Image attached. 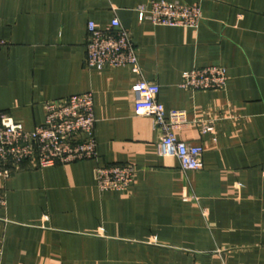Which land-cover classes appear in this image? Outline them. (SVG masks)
I'll return each instance as SVG.
<instances>
[{
    "label": "crops",
    "instance_id": "obj_1",
    "mask_svg": "<svg viewBox=\"0 0 264 264\" xmlns=\"http://www.w3.org/2000/svg\"><path fill=\"white\" fill-rule=\"evenodd\" d=\"M150 1L0 0V116L32 130L46 101L91 92L97 140L95 159L0 179V264H264V0H155L197 4V28L140 20ZM115 17L158 101L186 112L176 136L202 147L201 170L159 155L160 131L134 109L135 74L85 65L87 22ZM211 65L224 89L180 86ZM112 164L136 169L124 192L98 189Z\"/></svg>",
    "mask_w": 264,
    "mask_h": 264
},
{
    "label": "built area",
    "instance_id": "obj_2",
    "mask_svg": "<svg viewBox=\"0 0 264 264\" xmlns=\"http://www.w3.org/2000/svg\"><path fill=\"white\" fill-rule=\"evenodd\" d=\"M140 20L155 26L197 28L202 11L197 4H183L151 0L135 9ZM85 65L88 68L126 67L136 75L132 87L135 112L150 116L153 126L160 131L157 143L159 155L177 158L184 171L203 168V149L179 140L176 131L188 121L183 110L166 111L157 95L159 85L145 80L141 74L138 55L131 32L121 27L117 17L105 27L87 22ZM6 43L0 40V48ZM180 86L193 91L222 90L227 84V73L221 66L192 68L181 74ZM44 121L32 130H25L10 116H0V179L6 180L25 167L45 168L78 160L95 159L94 103L91 92L73 94L44 103ZM203 125V131L208 130ZM136 169L130 164H112L97 169L100 191L124 192L131 185ZM5 205L0 191V206Z\"/></svg>",
    "mask_w": 264,
    "mask_h": 264
}]
</instances>
